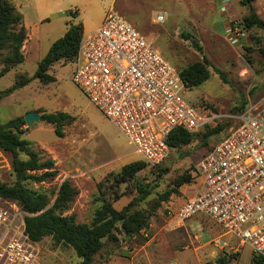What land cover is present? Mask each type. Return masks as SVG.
I'll return each instance as SVG.
<instances>
[{
    "label": "rangeland",
    "instance_id": "rangeland-1",
    "mask_svg": "<svg viewBox=\"0 0 264 264\" xmlns=\"http://www.w3.org/2000/svg\"><path fill=\"white\" fill-rule=\"evenodd\" d=\"M32 4V7L24 8L28 16L33 14V7L38 14L48 16L51 22L47 23L48 19H45L40 27L43 30L49 27L50 35H44L40 45L37 39L31 43L25 61L0 78L1 90L15 84L19 70L34 75L40 59L52 44L50 39L61 37L68 22H82L89 29L98 22L105 8L106 12L116 11L125 16L177 67L183 68L203 56L208 58V78L187 90L184 97L202 109L224 114L221 122L208 127L223 126L210 134L206 142L201 138L208 129L201 130L191 143L174 148L163 163L146 165L141 169L136 178L153 183L155 187L150 195L137 202L138 208H152L159 193L172 187L178 175L193 169L233 124L228 114L240 111L236 107L243 110L256 104L264 106V55L261 50L264 47V29L240 26V35L231 33L230 21L240 22L247 13L240 0H34ZM254 6L264 19V0H255ZM76 7L81 11L73 16L70 10L75 11ZM162 11L167 12V18L164 22H157L155 17ZM37 31L35 29L34 35ZM73 70V62H57L48 71L54 76L53 81L45 84L39 78H33L3 97L0 100V123L28 111H37L41 115L44 111H64L73 117L64 125L63 136H58L54 125L42 118L25 125L23 136L43 158H53L58 169L56 176L42 182L29 181L26 185L54 197L62 181L69 179L78 189V194L66 213L75 214L80 222H90L104 195L113 198L115 189L122 193L120 198H113L118 209L137 195L134 182L113 184V176L124 164L142 159V155L73 81ZM0 181H15L11 154L1 148ZM167 201H162L158 208L154 207L155 213L161 209L166 217L164 220L178 221L177 211L171 209L172 204L165 206ZM199 217L186 219L187 228L199 243L207 245L222 231L208 216ZM38 245L44 264H81L73 247L55 243L51 236L38 241ZM121 245L120 240L105 239L93 264H112L113 249ZM168 253L171 254L170 251ZM175 253L178 258L190 250ZM226 255L236 260L234 264H251L253 252L250 246L245 245L241 253ZM205 264L217 262L210 260Z\"/></svg>",
    "mask_w": 264,
    "mask_h": 264
},
{
    "label": "built area",
    "instance_id": "built-area-1",
    "mask_svg": "<svg viewBox=\"0 0 264 264\" xmlns=\"http://www.w3.org/2000/svg\"><path fill=\"white\" fill-rule=\"evenodd\" d=\"M166 18V11L155 17ZM240 26L234 21V36L241 34ZM71 62L73 81L148 165L169 157L173 129L197 133L225 117L189 102L184 93L190 88L179 68L119 12L107 11L100 26L83 35ZM228 116L233 124L191 170L203 189L176 215L184 220L205 214L235 237L232 252L248 245L264 257V106ZM25 214L17 202L0 198V264H44L38 242L26 233ZM211 243L221 249L229 245L222 237Z\"/></svg>",
    "mask_w": 264,
    "mask_h": 264
},
{
    "label": "trees",
    "instance_id": "trees-1",
    "mask_svg": "<svg viewBox=\"0 0 264 264\" xmlns=\"http://www.w3.org/2000/svg\"><path fill=\"white\" fill-rule=\"evenodd\" d=\"M254 1L240 0L241 5L247 8V13L238 23L247 29L252 27L264 29V19L256 11ZM70 13L73 16L77 14L73 10H70ZM233 26L234 21H230V28ZM83 35L84 25L82 22H68L66 32L51 44L47 53L39 61L34 75L18 73L12 87L0 89V100L15 89L28 84L33 78H39L45 84L53 81L54 76L48 72L49 69L57 62H71L78 53ZM27 37L28 32L23 14L15 2L0 0V78L13 67L25 61L23 46ZM193 44L199 50L202 49L194 40ZM261 50L264 55V47ZM208 66L209 60L203 56L201 60L178 68L186 85L192 88L208 78ZM220 75L225 79L222 73ZM236 108L237 111L241 110V107ZM41 116L43 120L54 125L58 136L65 134L64 125L73 118L64 111H44ZM26 124L24 115L15 116L5 123H0V148L11 154V163L15 174V181L12 183L0 181V198L15 201L25 210V230L33 241L38 242L46 236H51L55 243L73 247L81 258V264H93L96 254L104 246L105 239L118 241L120 236L126 239L139 234L142 229L149 226L151 217L156 212L154 207H160L161 202L169 200L173 193L179 194V188L183 184L192 182L196 178L191 171L178 175L172 187L158 194V199L152 208H138L136 207L137 202L150 195L155 186L153 183L136 178L137 173L148 165L143 159L128 162L122 166L120 172L114 174L113 184L132 181L137 195L123 208L118 209L114 206L113 198L114 200L120 198L122 193L115 189L113 198L104 195L102 204L95 210L90 222H80L75 214L66 213L78 194V189L69 179L62 181L54 197L26 185L29 181L42 182L58 173L55 160L51 157L43 158L32 147L31 142L23 136ZM222 126L220 124L213 128L207 127L208 130L202 134L201 140L206 142L208 136L220 130ZM198 133L178 127L170 132L168 143L171 147L177 148L191 143ZM230 260V257L224 254L217 258V264H231ZM263 263V256L253 254L251 264Z\"/></svg>",
    "mask_w": 264,
    "mask_h": 264
},
{
    "label": "crops",
    "instance_id": "crops-1",
    "mask_svg": "<svg viewBox=\"0 0 264 264\" xmlns=\"http://www.w3.org/2000/svg\"><path fill=\"white\" fill-rule=\"evenodd\" d=\"M13 1L15 2L17 8L23 14L24 23L28 32L27 40L25 41V44L23 46V51L25 53L26 59V54L29 52L28 48L31 43L35 39H37V43L39 42L40 45V39L44 37V35H50L49 27L48 29L43 30L40 25L44 23L45 19H48L47 23H50L51 19H49L48 16H45L43 14H38V12H36L37 10L34 9V7L33 14H31L30 17L28 16L24 8L27 9L29 7H32V2L34 0ZM85 1L92 2V0ZM106 9L107 8H105V10L99 15L98 22L95 25L91 26L89 29L84 23V35L91 33L100 26L106 14ZM75 11L78 14L81 10L76 7ZM67 27L64 29V33L66 32ZM35 29L38 30L35 33L36 35H34ZM55 40V38L50 39L52 43ZM21 64L22 63L18 64L12 69L17 68ZM22 72L27 73L25 71L19 70L16 73V76L18 73ZM202 189L203 183L200 178H196V181L192 183H185L179 188L180 193L172 195L170 199L165 203V206L170 207V204H172L171 209L177 211L187 199L195 196ZM199 216L205 217L207 215L200 213L193 217ZM151 218L152 221L150 220L149 226L145 229H142L139 234L134 235L132 237H127L126 239L120 236V241L122 245L113 249L112 264H205L206 261L210 260H216L217 262V258L222 254L224 255L227 253H232V251L230 250L231 246L236 243L235 237L230 234H226L218 223L217 224L220 226L222 232L217 237H222L229 243V245L225 246L224 249L213 245L211 241L207 245L199 243L189 233L186 219L182 220L178 217V221H166L164 220L166 219V217H164L161 209H159V211H157V213H155ZM190 218L187 219L189 220ZM137 238L142 239L139 240ZM186 249L190 250V253L181 255L177 258L175 252L183 251ZM169 251L171 254L168 253ZM239 252L241 253V249ZM234 262H236V260H230L231 264H234Z\"/></svg>",
    "mask_w": 264,
    "mask_h": 264
},
{
    "label": "water",
    "instance_id": "water-1",
    "mask_svg": "<svg viewBox=\"0 0 264 264\" xmlns=\"http://www.w3.org/2000/svg\"><path fill=\"white\" fill-rule=\"evenodd\" d=\"M41 114L38 113L37 111H28L27 113L24 114V118L27 123H30L32 121H36L41 119Z\"/></svg>",
    "mask_w": 264,
    "mask_h": 264
}]
</instances>
